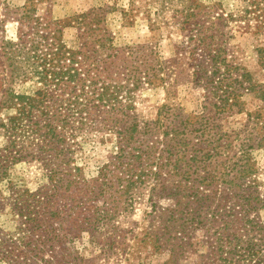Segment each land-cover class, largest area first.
<instances>
[{
  "label": "rangeland",
  "instance_id": "obj_1",
  "mask_svg": "<svg viewBox=\"0 0 264 264\" xmlns=\"http://www.w3.org/2000/svg\"><path fill=\"white\" fill-rule=\"evenodd\" d=\"M31 3L36 9L35 17H51L57 23L53 24L58 30L56 36L67 50H80L83 43L88 41L91 43L92 55L100 61L114 62L113 66L118 67L121 72H125L127 60L129 65L138 63L137 57L141 53L138 54L137 49L144 54L152 50L155 52L154 58L147 59L157 70H164V73H160L164 81L138 87L130 83L128 89H123L119 98L123 108H103L102 111L87 116L79 125L84 129L73 148L72 166L82 170L83 178L90 187L88 196H77L79 206H75L78 212L76 215L81 219L91 217L93 225L80 237L77 235V238H68L57 245L53 254L54 264H201L209 252L212 241L210 236L215 232V226L202 213L208 207L211 211H218L222 202L220 197H230L231 193L224 182L233 180V177L227 176L224 181H220L221 185L218 184L217 189L212 186L210 191L204 192L211 194V202L196 206L192 204L190 207L186 205L188 198L183 199L180 192H174L173 186H178V182H181L183 195L189 194L193 178L197 175L204 177L208 170L212 174L227 173L225 166L228 156L223 155L222 158L213 160L210 167L208 162L204 167H195L196 173L195 168H184L182 175L173 167L175 157L164 161L166 168L158 176L153 174L158 169L146 166L145 183L138 182L129 195H124L120 191L121 187L101 185L102 182L115 181L111 175L117 174L113 167L117 157V136L110 129L114 125L128 126L134 122L141 126L146 123L154 124L168 111H172L168 112L172 114L171 119L179 116L187 123L196 122L195 127L201 122L213 126L223 135V145L231 143L229 161L235 160L234 155L239 158L242 150L249 158L252 174L243 185V192H248L245 196L248 198L249 193L254 192V196L263 200L264 98L255 93H244L240 99V108H232L223 115L215 114V109L209 106L206 91L194 82L193 70L187 66L189 59L180 61L176 53L177 48L185 41L178 22H183L185 12L192 6L196 14L193 20L210 28L207 35H214L217 42H221L228 63L244 69L258 89L259 86L264 87V16L257 17L258 12L247 14L246 10L252 9L247 0H0V123L14 114L5 105L9 89L17 94L33 95L41 87V84L26 77L28 66L24 56L16 54L9 57L5 54L9 50L7 43H17L20 31L32 34L33 42L42 44L37 49L38 52L46 50L44 41L36 34L42 33V28L30 30L23 26L25 8ZM102 37L107 40L104 49L97 42ZM130 52L134 54L130 55ZM115 55L117 56L114 57ZM198 58L207 60L206 55L201 52ZM122 83L125 86L129 84L124 81ZM115 117L117 118L112 120ZM171 119L167 122L170 127L179 121L176 119L172 122ZM191 130L192 128L187 136L190 142L187 155L190 163L194 150H207L204 143H208L211 136L208 134L209 137L195 140L190 134ZM162 132L158 131L150 136L139 134L137 141L146 145L160 142L159 147L162 148ZM2 134L0 130V148L5 145ZM164 156L168 158V154ZM199 160L203 162L205 158ZM217 160L220 162L217 163ZM229 161L227 160L228 164ZM186 172L192 176L189 177ZM122 177L125 175L119 173V178ZM155 178H159L162 184L157 185ZM97 179L99 182L94 183ZM49 183V173L40 162H21L11 166L6 172L0 170V241L7 242V246L15 243L16 248H19L24 238H32L27 229L25 232L19 230L18 218L7 205L5 198L8 197V187L37 192L49 189ZM236 192L243 193L238 190ZM47 193L51 192L48 190ZM236 199L232 202L240 205L237 210L242 212L245 201L238 197ZM179 201L181 206H177ZM66 204V201L59 199L56 210L62 216L58 222H69L66 230L70 231L71 218L76 215L68 211ZM172 208L178 211L177 219L183 216L179 213L181 211L188 212L192 217L202 214L194 223L188 220L187 226H181V222L177 221L168 224L169 234L174 236L175 227L182 232L180 237H186L184 248L176 249L175 252L171 251L173 244L158 245L153 238L149 240L145 236L146 233L156 231L161 221L166 219L156 218ZM97 211L101 214L92 217ZM246 215L264 225V208ZM97 216H100L99 221H95ZM54 225L59 229L57 223ZM36 238L37 236L33 239ZM51 254L50 251L46 253L45 260H50ZM3 255L0 248V264H17L16 259L14 263H9V259H2ZM28 259L34 264H45L31 255Z\"/></svg>",
  "mask_w": 264,
  "mask_h": 264
},
{
  "label": "trees",
  "instance_id": "obj_2",
  "mask_svg": "<svg viewBox=\"0 0 264 264\" xmlns=\"http://www.w3.org/2000/svg\"><path fill=\"white\" fill-rule=\"evenodd\" d=\"M247 1L248 6L252 8L246 10L247 14L258 12L257 17L264 16V0ZM192 9L191 6L185 12L183 22H178L185 41L177 48L176 55L180 61L189 59L187 66L193 70L194 82L206 91L209 106L215 109V114L223 115L232 108H240L242 103L240 99L244 93H255L258 97L264 98V87L258 85V89L244 69L228 63L221 42H217L214 35H207L211 31L210 28H205L193 20L196 14ZM35 12L32 3L25 8L23 26H27L30 30L42 28V33L36 34L44 41L46 50L38 52L37 49L42 44L33 42L32 34L20 31L18 42L15 44L8 42L9 50H6L5 54L9 57L16 54L24 56L28 66V70L25 69L26 77L41 84V87L33 95L17 94L10 89L6 93L5 105L7 109L13 110L14 114L0 123V130L5 140V145L0 148V170L6 172L11 166L21 162H40L49 173L50 183L49 189H41L37 192L8 187V197L5 198L7 205L18 218L19 230L25 232L27 229L32 238H24L19 248H16L13 242V245L7 246V242L1 240L0 248L4 254L2 259H9V263H14L16 259L17 264H34L28 259L31 255L35 260L45 264H54L53 254L56 246L67 241L68 238L80 237L88 231L89 226L93 225L91 217L81 219L76 215L78 212L75 206H79L77 196H88L90 187L83 178L82 170L72 166L73 148L84 129L79 125L87 116L100 112L103 108H114L113 110L123 108L119 99L123 89H128L130 83L138 87L142 84L153 85L155 81H164L160 74L164 73V70H157L156 66L147 59L154 58L155 52L152 50L144 54L137 49V53H141L137 57L138 63L129 65L127 60L128 66L124 68L125 72L113 66L114 62L100 61L92 55L93 50L88 41L83 43L80 50H67L56 36L58 30L53 24L57 23H54L51 17H35ZM81 18L83 19L84 16ZM106 41L103 37L97 39L99 47L103 49L106 48ZM199 52L205 54L207 60H200ZM123 81L129 84L125 86ZM168 112H165L154 124L146 123L141 126L138 122H134L128 126L111 127L110 130L117 136V157L113 164L117 174H109L115 181L102 182L101 185L109 188L110 185L121 187L120 191L124 195H129L134 185L138 182L145 183L144 167L146 166L158 169V172L153 173L154 176H158L159 172L161 174L166 168L164 161L175 157L173 167L182 175L184 168H201V165L204 167L207 162L210 167L213 160L226 155L228 156L225 166L227 173L212 174L208 170L204 177L200 178L197 175L195 179L193 178L189 194L183 195L181 182H178V186H173V191L180 192L183 199L188 198L186 200L188 207L192 204L195 206L204 204L212 201L211 194L204 192L210 191L212 186L217 189L218 184L221 185V180L224 181L227 176L232 175L233 180L224 182L227 190L231 191L230 197H220L222 202L217 212L211 211L208 207L204 208L207 211L202 213L206 214V218L215 226V232L210 236L212 241L209 252L204 256L201 264H264V225L246 215L251 211L263 209L264 199L254 196V192L249 193L247 198L245 195L248 192L242 190L244 183L252 174L247 154L242 150L239 158L234 155L235 160L229 161L231 143L227 142L223 145V135L219 134L217 128L202 122L195 127L196 122L187 123L188 121L182 120L179 116L171 119L172 114ZM170 119L172 122L176 119L179 121L170 127L167 124ZM190 128H192L190 134L195 140H201L211 134L208 143H204L207 145V150L203 152L202 149H198L191 154L192 163L187 157L190 151L187 137ZM158 131H163L162 148L159 147L160 142L146 145L137 141L139 134L150 136ZM165 154H168V158L164 156ZM200 157L205 158L204 163L199 160ZM219 162L220 160H217V163ZM138 170L140 172H137ZM119 173H123L126 178H119ZM186 174L192 176L187 172ZM154 180L157 181V185L162 184L159 178ZM93 182L98 183L99 179ZM199 189L202 191L200 192ZM48 190L50 194L47 193ZM73 190L76 192L73 193ZM236 190L243 193H238ZM96 195L98 196V192ZM236 197L245 201V204H242V212L237 210L240 205L232 202ZM59 199L66 201L65 207L76 215L71 218L70 231L66 230L69 222L63 220L58 222L62 217L61 212L56 210ZM181 204L180 201L177 202V206ZM99 212L97 211L92 217L101 214ZM165 212L156 219L160 220L163 217L166 219L161 221L156 231L146 233L145 236L149 240L153 238L158 245L173 244L171 251L175 252L176 249L184 248L183 242L186 237H180L182 232L175 227L174 236L169 234L168 224L177 221L181 222V226L183 224L187 226L188 220L194 223L197 217H202V214L192 217L188 212L181 211L179 213L183 216L177 219V209H167ZM99 217L97 216L95 221H99ZM55 223L59 225V229L55 227ZM35 236H37L36 240L33 239ZM180 242L182 244H179ZM49 251L52 253L50 260H45L44 255Z\"/></svg>",
  "mask_w": 264,
  "mask_h": 264
}]
</instances>
